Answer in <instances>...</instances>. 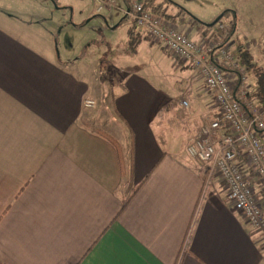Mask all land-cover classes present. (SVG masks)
Masks as SVG:
<instances>
[{
	"label": "crops",
	"instance_id": "0c3cea01",
	"mask_svg": "<svg viewBox=\"0 0 264 264\" xmlns=\"http://www.w3.org/2000/svg\"><path fill=\"white\" fill-rule=\"evenodd\" d=\"M218 1L208 11L183 8L189 38L212 41L219 27L206 25L230 10L229 50L250 52L257 35L259 55L250 53L264 71V0ZM155 2L168 12L172 5ZM54 8L48 27L47 13L26 19L0 8V264H264V240L222 182L206 185L205 165L180 155L202 116L218 115L201 76L182 61L157 83L128 73L127 63L110 74L101 70L106 60L91 70L82 58L64 62ZM95 10L91 18L115 28L114 11ZM247 74L238 89L246 100L255 89ZM84 99L94 106L83 107ZM247 171L264 212V191Z\"/></svg>",
	"mask_w": 264,
	"mask_h": 264
},
{
	"label": "built area",
	"instance_id": "2783aa9c",
	"mask_svg": "<svg viewBox=\"0 0 264 264\" xmlns=\"http://www.w3.org/2000/svg\"><path fill=\"white\" fill-rule=\"evenodd\" d=\"M97 12L112 8L111 0H94ZM110 11V10H107ZM126 20L183 60L198 73L211 93L218 115L201 120L200 132L189 138L188 155L206 167V185L218 178L226 189V198L233 208L244 215L249 226L264 240V212L257 201L254 188L247 176L251 170L264 191V146L260 131L264 119L250 100L243 101V92L233 96L221 66L232 67V54L221 45L198 43L176 28L144 9L136 0H128V6L120 9ZM219 28H223L222 25ZM242 72V70H239ZM186 105V101H182ZM94 101L83 100V107L91 108Z\"/></svg>",
	"mask_w": 264,
	"mask_h": 264
},
{
	"label": "rangeland",
	"instance_id": "374dc122",
	"mask_svg": "<svg viewBox=\"0 0 264 264\" xmlns=\"http://www.w3.org/2000/svg\"><path fill=\"white\" fill-rule=\"evenodd\" d=\"M168 1L172 2V5L170 6L171 8L169 9V12L171 14H173L174 11H176L177 13L178 9L176 6L184 8L186 11L190 9L189 11L192 10L196 13L197 11H208L209 6L219 2L218 0ZM111 4V9L108 8L103 11H114L112 14L113 24H111V26L114 25L115 28L112 30H110L108 24H105L103 19L99 17V15L95 16L94 18H91L94 16V14H96L94 13V9H96L94 0H0V8L2 10L12 14H22V16H24L26 19H31V15L33 14L47 13V17L49 19L47 20L48 22H45L46 27L50 25L53 26V24L50 23L51 18L49 16V11H54L55 6L59 7L61 11L59 15H61L62 17L58 16V18L60 21L63 20V25L61 29L58 28L55 30L58 46L56 52L61 57V60H64V62H66L67 60L73 62L77 58H82V62L87 64L84 68L91 70L92 64H96L95 60H106V67L101 68L100 66V68L102 71L108 70L110 74L111 69L113 71H116L115 68L117 69V66L123 65L124 67L125 63H127V67L125 66L124 68L125 70L127 69L126 71L128 73L138 69L139 72H143V74L148 76L150 80L152 79L156 83L159 82L157 75L160 77V79L171 80L175 75L172 65L174 64V62H183V60L175 58L169 51L163 48L154 39L147 36L142 28H136V33L140 34V38H138L137 36L135 37V35H130L129 29L130 27H133V24L131 20H122V18L124 19V16L122 12H120L121 8L127 6L126 3L120 4L118 2L115 3L114 0H111ZM72 10L74 11L73 14H71ZM115 10H117L118 12H115ZM230 13L232 12H228V14L223 16L219 23L209 27V29L214 30L217 26L220 27L222 25L223 28H217L216 35L214 36L213 40L205 44L214 42V46L217 47H220L221 45L227 46L225 40H227L226 38L228 37L227 35L229 32L227 30V27L229 26L228 21L230 19V15H232ZM187 18L188 17L186 16V20H188ZM222 22H226V25L224 26ZM174 24L172 25L176 28L178 32L187 35L189 38L185 22L176 21ZM244 29H246V26ZM242 31H237L233 35V40H236V38L241 37V34L243 33ZM252 38V46L249 48V51L253 53V55L255 56L254 58H257L259 55V48H256L255 46L257 43V35H252ZM260 46L262 56L264 57V37L261 39ZM226 48L232 54V60L234 64H232L231 68L237 71L242 70V72H239L241 74H244L243 68L239 66L238 62L235 59V55H238L236 45H233L230 50L228 46ZM247 73L248 72H246L245 75ZM247 76L250 75L247 74ZM119 77L120 76L118 75L117 78ZM227 79L229 82V78ZM161 91H163L164 93H168V90L165 91L162 88ZM242 92L245 93L244 91ZM239 94L240 93H238V95ZM182 100L187 101L185 98ZM242 100L246 101V98H244L243 96ZM254 104L257 105V103ZM257 108L261 113V118L264 119V110L259 105H257ZM204 117L206 116L203 115L201 120H203ZM260 137L264 146V131L263 135ZM180 155L188 162L193 163V160L188 155L187 151L185 152V150H182Z\"/></svg>",
	"mask_w": 264,
	"mask_h": 264
},
{
	"label": "trees",
	"instance_id": "16d2710c",
	"mask_svg": "<svg viewBox=\"0 0 264 264\" xmlns=\"http://www.w3.org/2000/svg\"><path fill=\"white\" fill-rule=\"evenodd\" d=\"M123 2L126 3V5L128 6V0H123ZM141 4L144 7V9L149 10L154 16L160 17L161 19L171 24H174L176 21L183 20L182 18H180V15L184 13L185 11L183 8L178 7L176 5L174 6H176L178 9L177 13L171 14L168 12L167 5H164L163 3H156L155 0H141ZM228 12H232V11L225 10L220 15V18L215 24L219 23L221 19L223 18V16L228 14ZM230 14L232 15H230V19L228 21L229 32L227 36H229L235 30V17L233 16V12ZM192 20H193V23H196L199 25H206V24L201 23L197 19H192ZM214 20H212L206 26L210 27V25L213 23ZM136 32H137L136 27H134V25L133 27H130L129 34L133 36L135 35V37L137 36L138 38H140L141 37L140 34H137ZM235 59L238 62L239 66L243 68L244 74H241L239 71L234 70L231 67L221 66L223 71L228 72L235 76V80L233 81V84H232L233 96L236 97L238 95V89H239L241 82L243 81V76H245V73L246 72L251 73L253 74V77H254L253 79L255 80V89L253 93L250 94V97L248 100H250L251 102L255 101V103H257V105H259L264 110V71H260L258 69L257 64L255 63L252 54L246 50L240 51ZM263 131L264 130L260 131L259 134L262 135ZM102 135L106 139L113 142V140L109 138L107 135L103 133ZM124 205L125 204H123L122 207ZM188 242H189V237L187 239L186 245H188Z\"/></svg>",
	"mask_w": 264,
	"mask_h": 264
},
{
	"label": "water",
	"instance_id": "95a60500",
	"mask_svg": "<svg viewBox=\"0 0 264 264\" xmlns=\"http://www.w3.org/2000/svg\"><path fill=\"white\" fill-rule=\"evenodd\" d=\"M219 18H220V16H218V17L213 21V23H212L210 26L214 25V24L218 21Z\"/></svg>",
	"mask_w": 264,
	"mask_h": 264
}]
</instances>
